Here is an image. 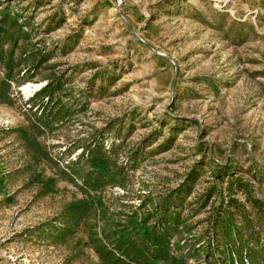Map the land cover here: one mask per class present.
Listing matches in <instances>:
<instances>
[{"label":"rangeland","instance_id":"374dc122","mask_svg":"<svg viewBox=\"0 0 264 264\" xmlns=\"http://www.w3.org/2000/svg\"><path fill=\"white\" fill-rule=\"evenodd\" d=\"M0 264H264V0H0Z\"/></svg>","mask_w":264,"mask_h":264}]
</instances>
